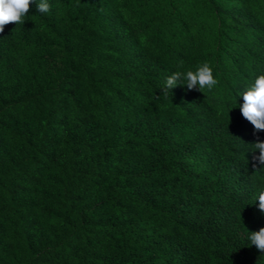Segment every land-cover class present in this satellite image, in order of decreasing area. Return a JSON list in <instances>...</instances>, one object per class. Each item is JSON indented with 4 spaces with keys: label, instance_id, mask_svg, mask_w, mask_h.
<instances>
[{
    "label": "trees",
    "instance_id": "1",
    "mask_svg": "<svg viewBox=\"0 0 264 264\" xmlns=\"http://www.w3.org/2000/svg\"><path fill=\"white\" fill-rule=\"evenodd\" d=\"M49 3L0 33V264H264V0Z\"/></svg>",
    "mask_w": 264,
    "mask_h": 264
},
{
    "label": "clouds",
    "instance_id": "2",
    "mask_svg": "<svg viewBox=\"0 0 264 264\" xmlns=\"http://www.w3.org/2000/svg\"><path fill=\"white\" fill-rule=\"evenodd\" d=\"M34 2L38 13L47 14L51 11L49 0H0V33H3L9 24L23 25ZM180 66H183V62ZM217 83L213 68L205 61L198 65L195 71L191 69L175 71L167 76L161 88V95L167 97L177 85H186L189 91L202 92L204 89L212 90ZM240 96L243 98V103L239 105V110L243 118L253 126L255 132L264 131V74L258 75L254 83L240 93ZM251 146L252 152L259 151V155L253 156V159L264 165V141L257 137L256 142ZM257 200L259 210L264 213V191L259 192ZM249 233L248 239L251 245L264 253V227Z\"/></svg>",
    "mask_w": 264,
    "mask_h": 264
}]
</instances>
